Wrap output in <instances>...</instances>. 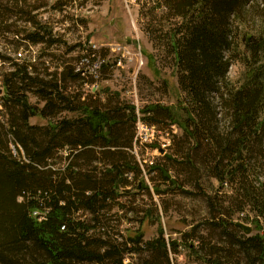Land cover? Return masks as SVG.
I'll return each mask as SVG.
<instances>
[{"label": "trees", "instance_id": "16d2710c", "mask_svg": "<svg viewBox=\"0 0 264 264\" xmlns=\"http://www.w3.org/2000/svg\"><path fill=\"white\" fill-rule=\"evenodd\" d=\"M146 3L145 32L171 56L181 95L178 116L160 105L139 110L157 131L165 123L181 130L172 156L163 158L167 167L144 164L143 174L135 160L141 119L133 105L117 98L89 103L69 92L87 78L81 65L88 59L51 68L0 54L11 67L0 100V264H175L171 255L181 246L175 240L162 233L143 240L139 231L123 237L112 222L113 206L123 211L117 201L123 191L149 193L146 175L157 194L154 176L186 194L185 186L200 189L205 176L218 183L215 195L229 189L222 194L227 206L203 193L210 236H199L196 249L186 243L188 234L181 242L200 264H264V233L243 234L231 211L249 207L264 220V165L258 163L264 160V0ZM24 22L31 28L18 42L47 49L58 42L41 23ZM5 32L13 34L9 27ZM236 63L246 78L235 85L229 72ZM30 96L43 106H33ZM36 116L48 123L30 124Z\"/></svg>", "mask_w": 264, "mask_h": 264}, {"label": "rangeland", "instance_id": "374dc122", "mask_svg": "<svg viewBox=\"0 0 264 264\" xmlns=\"http://www.w3.org/2000/svg\"><path fill=\"white\" fill-rule=\"evenodd\" d=\"M17 2L18 6L15 5ZM0 6L6 11L2 13L6 22L0 25L2 56L16 60L17 54H21V61H30L31 64L38 65L37 67L46 62L51 68L61 62L77 66L81 58L88 59L89 64L83 67L87 78L70 84L69 92L79 95L81 101L89 103L99 101L103 104L108 98L112 101L117 98L116 101L133 105L141 119L135 124V140L138 141L132 151L135 160L143 174L144 164L149 166L157 162L159 167H167L168 163L163 158L172 156L174 136L181 137V130L176 126L168 127L165 123L163 130L157 131L143 122L139 110L160 105L169 108L172 114L178 116L181 95L171 56L158 47V39L157 43L151 42L145 32V13L150 6L146 0H0ZM26 18L41 23L52 32L58 42L48 49L45 45L32 46L18 42L23 37V32L31 28L24 22ZM7 27L13 34L5 32ZM16 33L17 37L14 35ZM9 66L0 59V100L4 92L2 76L11 68ZM245 78L246 71L243 66L236 63L230 68L229 79L233 84H241ZM29 102L38 108L43 106V103L32 96ZM73 116L75 115L63 113L61 117ZM1 120L0 115V122ZM29 122L40 126L48 123L39 116L31 118ZM258 163L264 165V160ZM170 173L172 177L175 176L173 170ZM154 178L157 180L154 183L158 186V194L154 192L153 183L147 175L144 180L149 187V193L133 187L121 193L122 196L117 201L123 211L116 205L112 207L114 227L123 237L132 236L139 231L143 240L153 239L162 233L167 242L175 240L181 245L178 248L179 254L171 255L175 264H200L194 250L187 249L181 239L183 240L185 234L190 235L185 241L193 244L196 249L199 236H210L206 222L211 219V215L203 193L211 196L213 201H225L227 206L228 199L222 194H229V189L219 196L215 195L214 188L218 183L205 176L200 182V189L191 185L185 186L183 189L188 192L186 194L159 181V177ZM260 180L263 181L264 178L261 177ZM234 208L231 207V211H234V222L251 230L250 234L245 235L260 236L264 233V220L259 219L249 207H245L242 212H235ZM32 215L35 217L38 213L33 212ZM126 261L132 262L133 259L129 257Z\"/></svg>", "mask_w": 264, "mask_h": 264}, {"label": "water", "instance_id": "95a60500", "mask_svg": "<svg viewBox=\"0 0 264 264\" xmlns=\"http://www.w3.org/2000/svg\"><path fill=\"white\" fill-rule=\"evenodd\" d=\"M237 225L243 229V231L245 232V234H250L251 230H250L249 227L244 226L243 224H240V223H237Z\"/></svg>", "mask_w": 264, "mask_h": 264}, {"label": "built area", "instance_id": "2783aa9c", "mask_svg": "<svg viewBox=\"0 0 264 264\" xmlns=\"http://www.w3.org/2000/svg\"><path fill=\"white\" fill-rule=\"evenodd\" d=\"M20 55H21V54H18V56H20ZM83 67H85V65L82 63V65H81V69H82ZM81 72H82V74H85L86 71L82 69Z\"/></svg>", "mask_w": 264, "mask_h": 264}]
</instances>
